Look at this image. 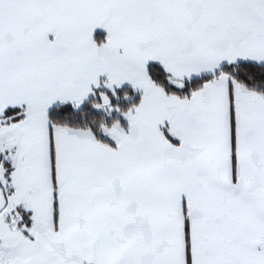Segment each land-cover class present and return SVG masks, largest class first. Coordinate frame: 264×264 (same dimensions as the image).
I'll list each match as a JSON object with an SVG mask.
<instances>
[{
	"label": "snow or ice",
	"instance_id": "6c2138e0",
	"mask_svg": "<svg viewBox=\"0 0 264 264\" xmlns=\"http://www.w3.org/2000/svg\"><path fill=\"white\" fill-rule=\"evenodd\" d=\"M0 264H264V0H0Z\"/></svg>",
	"mask_w": 264,
	"mask_h": 264
}]
</instances>
